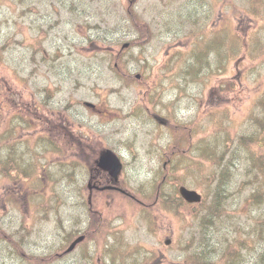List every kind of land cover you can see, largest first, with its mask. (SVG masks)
<instances>
[{"label": "rangeland", "instance_id": "374dc122", "mask_svg": "<svg viewBox=\"0 0 264 264\" xmlns=\"http://www.w3.org/2000/svg\"><path fill=\"white\" fill-rule=\"evenodd\" d=\"M130 1L131 14L126 9ZM209 11L213 18L207 16ZM188 15L198 16L199 28L224 18L230 37L233 34L237 39L243 37L238 52L230 59L224 58L227 32H220L218 37L220 43L224 41L223 49L214 48L213 42L208 56L196 52L194 46L190 50L195 53L187 52L184 28L177 27L182 17ZM261 15L253 13L243 0H0V99L5 97L10 100L12 110L20 111L26 101H30V90L38 98L42 84L47 82L50 93L57 92L62 104L69 99L94 103L97 108L94 111L78 108L82 116L88 114L92 118L95 125L92 131L72 129L73 124L61 113L56 119L65 123L59 135L67 143H74V150H71L79 155L81 163L86 165L94 160L103 147L115 149L124 158L120 186L128 196L119 191L94 196L96 210L108 219L122 221L125 225H121L123 231L119 237L130 245H142L144 251L151 250L150 255L157 258L156 264H175L183 254L192 251L199 239V226L197 220L191 218L192 210L186 207L188 214L183 212L187 216L184 217L175 209H165L160 203H152L153 199L139 194L152 195L156 181L169 172L189 187L200 192L205 190L202 192L205 194L203 203L191 207L200 210L211 203L213 185L206 179L212 167L206 160L196 161L200 156L197 146L203 143L200 137L219 126L218 120L222 126L231 124L233 133H245L251 125V117L256 115V99L264 89V76L255 78L253 58L244 52V41L246 35L251 34L252 41L260 43L257 51L264 50V17ZM133 16L148 22L152 33L150 41H142L145 32H137L135 24L131 23ZM73 19L96 26L89 31L91 41L82 37L84 31H72ZM162 32L164 35L160 38ZM41 34L43 37L40 38ZM103 36L107 39L101 40ZM247 39L251 41L250 37ZM125 42L129 45L122 47ZM32 44L45 55L44 61L41 62L40 54L36 56L37 63L30 61ZM119 52L120 56L117 55ZM239 58L243 60L239 62ZM117 61L129 69L127 78L132 80V77L135 81L127 83L118 74ZM258 69H264V64ZM142 83L148 88L156 86L154 107L161 116L179 123L197 121L193 127L194 149L188 154L172 152L166 158L164 149L172 137L167 126L160 125L141 106L144 99L149 98V94L143 95ZM1 107L6 117L7 103L2 102ZM216 143L224 146L220 139ZM36 147L35 151L45 153L44 157L39 156L41 163L50 160L44 165L50 173L58 170L59 159L68 157L64 154L58 158L54 149ZM67 150L70 155L71 150ZM196 164L201 168L195 167ZM245 169L241 166L236 171L230 183L231 192H226L223 201L222 218L226 227L233 231L234 226L239 225L234 234L224 232V235L233 236V240L238 234L246 238L255 220L264 216V206L260 208L252 200L251 204L248 202L250 185L242 183L246 180L243 177ZM46 181H10L0 176L2 226L13 239L21 222L27 225L29 233L23 229L19 235V239L26 238L25 254L37 251V243L54 247L60 242L56 227L59 217L65 220L66 212L72 218L81 211V206L66 211V205L82 203V209H86L84 187L81 191L83 201L74 197L67 200L61 196L58 182L49 186L47 195L50 198L46 199L44 211H39L41 204L37 194H32L30 201H23L22 197L26 196L23 189L27 190L28 184L36 193ZM253 235L250 234L249 239L255 245L257 237ZM166 240H169L167 245ZM189 241L192 245L187 247ZM7 245L9 240L2 237L0 264H23L24 258L11 255ZM82 248L83 244L78 245L66 255L63 258H67L66 264L72 259L78 261ZM59 260L50 264H63ZM78 264L86 262L79 260Z\"/></svg>", "mask_w": 264, "mask_h": 264}, {"label": "trees", "instance_id": "16d2710c", "mask_svg": "<svg viewBox=\"0 0 264 264\" xmlns=\"http://www.w3.org/2000/svg\"><path fill=\"white\" fill-rule=\"evenodd\" d=\"M243 1L246 3L247 7H250L253 13L257 16L261 15L264 0ZM261 16L264 17V14ZM134 24L142 33L147 30L145 35L149 36L147 25L143 20L134 18ZM41 37L42 35L40 38ZM216 37L217 36L214 34L210 39L213 40ZM236 37V34H233L231 37L228 35V38L225 40L226 43L224 42L223 53L225 59L232 58L241 47L240 40H243V37L238 36V39ZM249 37L251 40V34H249L244 41L246 52H248L252 58L263 55L261 59H255L261 61L264 57V50L260 49V51L253 54L252 48L250 47V41L247 39ZM195 39L197 40V37ZM231 41H233V43H230ZM37 54L41 55V62L45 60V56L42 52L37 50L32 44L30 61L37 63ZM204 54L208 56V51H205ZM221 58L223 57L221 56ZM115 66L118 74L122 75V77H126L125 81L127 83H131L134 80L132 77V80L127 78L129 75L127 68L124 66L122 67L118 61ZM193 67H196V65H193ZM257 70L258 69H255V72ZM227 84H230V82H227ZM142 85L143 86L141 87L145 89L144 94H150V92L147 91L148 86L145 83H142ZM40 91L42 92V87L40 88ZM48 92L50 93V91ZM256 101L258 107L256 115L251 117V125L245 133H233L231 124L222 126L221 120H218L217 122L219 123V126L216 127L213 132H210L211 134L203 140L201 147L197 146V149L200 148L199 152L202 156V160L205 159L211 164L210 168L212 167V170L206 179L208 183L213 185L212 201L207 208H204L203 210L195 209L193 207L191 208V214L193 215L191 218L196 219L199 226V239L192 251L183 254L175 264H264V216L255 220L252 226V231L246 238H241L240 234H238L235 235L234 240L233 236L230 237L231 235H224V232L228 231V233L232 232L234 234L239 228V225L234 226L233 231H230L226 227L227 223L222 218L224 212L223 201L226 192H231L229 189L231 186L230 183L235 177L236 171L241 166L246 168L243 171V177L246 180L242 183L249 184L251 189V194L248 196L249 204H251L250 202L252 200L253 204L256 203L260 208L264 206V89L260 96L258 95ZM209 113L211 115L214 114L212 111H209ZM192 124L196 126L195 122H192ZM186 127L190 126L177 122L172 129L173 132H175V140L174 144L171 146H173L176 150L175 152L179 154H188L189 151L194 149L193 141H191V136L193 134H191ZM179 131L184 134H180ZM217 139H220L224 146L218 145L216 143ZM74 163V161L66 162V164L63 165L60 174L72 176L71 169L74 167ZM195 167L199 169L201 168L200 165ZM9 169L10 167L8 164L0 161L1 172L4 173ZM14 169L17 174H27L28 172L35 170V164L33 163L29 166L18 162L14 164ZM169 178V184L174 183L177 185L181 183L179 178L174 179L173 175H170ZM145 198H151L153 200L158 198L164 207L169 208L170 206H175L173 208L182 214V209L187 206V203H185L177 193L172 194V192L164 189L163 178L158 182L157 186L155 185L153 195H145ZM90 223L91 221L89 219L88 224ZM250 234H254L253 236L257 237L255 245L254 242L249 239ZM2 237H6L9 240L7 251H9L11 255L22 256L24 259L21 263L23 264L49 262L51 259L58 260L55 256L51 255L50 258L47 257L44 260L39 261L36 257L25 254V247L24 244L21 243L19 235L14 234L13 239L11 236H7L0 218V239ZM105 237L106 232L104 231L103 233L96 234L94 239L97 243H100L105 240ZM191 245L192 243L190 241L186 243L187 247H190Z\"/></svg>", "mask_w": 264, "mask_h": 264}, {"label": "flooded vegetation", "instance_id": "af4514ba", "mask_svg": "<svg viewBox=\"0 0 264 264\" xmlns=\"http://www.w3.org/2000/svg\"><path fill=\"white\" fill-rule=\"evenodd\" d=\"M35 106L36 105L32 103V101H26L24 105V112H25L24 126L26 128L31 127L32 124H36L40 126L43 132L52 135L50 138L51 143L55 147L61 148V146H63L65 142L62 141L59 132L65 127V125L63 124V121L56 119V117H53L55 113L58 112V110L50 111L51 107H53L54 105L52 106L47 105L48 111H45L44 102L41 104V106L43 107V111L33 110L32 107ZM38 107L39 106H37V108ZM38 122H40L42 125H39ZM91 172L93 179L97 182H100L98 183V185L101 184L103 181H109V182L111 181V179H109V174L104 170L97 169L95 170L94 173V169H92ZM10 174H11L10 175L11 178L15 179L17 177L16 173L14 172V164L12 165V168L10 170ZM97 193H102V191L97 190L95 194Z\"/></svg>", "mask_w": 264, "mask_h": 264}, {"label": "water", "instance_id": "95a60500", "mask_svg": "<svg viewBox=\"0 0 264 264\" xmlns=\"http://www.w3.org/2000/svg\"><path fill=\"white\" fill-rule=\"evenodd\" d=\"M98 165L104 169L109 170L114 176H117L121 169V163L119 159L110 150H106L100 155ZM179 192L188 202H198L201 200V194L196 190L180 186ZM82 238L83 236H79L77 239H75L71 243L70 248H72L76 244V242L80 241Z\"/></svg>", "mask_w": 264, "mask_h": 264}, {"label": "bare ground", "instance_id": "6f19581e", "mask_svg": "<svg viewBox=\"0 0 264 264\" xmlns=\"http://www.w3.org/2000/svg\"><path fill=\"white\" fill-rule=\"evenodd\" d=\"M219 46H220V48H222V49H223V44H219Z\"/></svg>", "mask_w": 264, "mask_h": 264}]
</instances>
